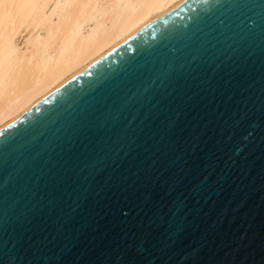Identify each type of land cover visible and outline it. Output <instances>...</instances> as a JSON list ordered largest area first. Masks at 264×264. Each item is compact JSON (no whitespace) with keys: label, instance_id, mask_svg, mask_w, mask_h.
I'll use <instances>...</instances> for the list:
<instances>
[{"label":"water","instance_id":"1","mask_svg":"<svg viewBox=\"0 0 264 264\" xmlns=\"http://www.w3.org/2000/svg\"><path fill=\"white\" fill-rule=\"evenodd\" d=\"M0 264H264V0H186L2 129Z\"/></svg>","mask_w":264,"mask_h":264},{"label":"bare ground","instance_id":"2","mask_svg":"<svg viewBox=\"0 0 264 264\" xmlns=\"http://www.w3.org/2000/svg\"><path fill=\"white\" fill-rule=\"evenodd\" d=\"M186 0H0V131Z\"/></svg>","mask_w":264,"mask_h":264}]
</instances>
